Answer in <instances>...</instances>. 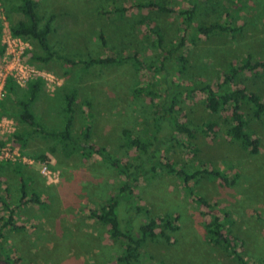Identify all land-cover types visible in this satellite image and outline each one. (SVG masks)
Returning a JSON list of instances; mask_svg holds the SVG:
<instances>
[{"label":"rangeland","instance_id":"obj_1","mask_svg":"<svg viewBox=\"0 0 264 264\" xmlns=\"http://www.w3.org/2000/svg\"><path fill=\"white\" fill-rule=\"evenodd\" d=\"M35 1L37 13L55 15L49 43L57 53L74 59L137 51L145 63L153 64L154 68L158 65V52L148 32V22L158 26L165 47L181 34L175 12L131 8L122 16L105 14L104 11L111 7L127 5L130 0ZM159 1L175 11L194 5L195 23L226 21L238 29L233 35L217 32L202 36L192 30L191 25L188 40L182 47L187 59L183 75L175 72L172 61L167 63L165 72L152 74L146 68L135 71L131 61L87 69L79 64L66 65L57 58L39 63L31 58L36 52L35 45L23 39L22 59L33 69L32 78L18 82L7 77L0 99V146H4L0 149V169L3 168L5 176L0 178V220L7 214L2 200L9 205L16 204L20 185L25 187L24 202L16 207L13 215L14 223L20 227L0 230V256L8 262L118 264L116 257L121 251L120 240H110L106 226L87 217V209L100 206L109 195L117 192L123 178L90 150L39 134H24L30 129L14 119L17 100L28 94V82L39 81L31 110L38 122L47 128H61L64 95L74 90L72 133L77 139L88 124V144L104 146L112 156L131 161L135 151L124 146L121 136L122 128L127 127L133 136L152 143L153 156L143 168L148 165L150 170V163L158 160L159 155L188 170L202 162L229 175L231 183L228 185L205 176L189 185L195 193L215 203V210L225 226L224 233L228 231L235 237L234 245L245 262L264 264V127L260 121L250 119L247 125L259 139L258 153L250 155L225 134L226 115L209 113L201 93L194 92L190 99L181 97L180 114L185 122L196 126L214 119L219 127L212 140L196 133V140L190 141L197 145L193 156L169 138L167 118L153 120L149 98L144 93L134 97L132 92L134 87L144 89L149 78L159 82L162 92L173 79L199 78L212 84L221 79V71L229 62L238 60L246 52L255 59L264 58V0ZM18 3L19 0H0V57L8 37V25L22 17L14 10ZM144 18L150 20L142 21ZM238 79L241 80L239 84L255 89L264 99V72H245ZM86 101H89L88 107ZM243 109L244 113H249L246 106ZM13 132L20 133L22 140L14 139ZM142 161V158L134 159L133 165ZM149 175L140 177L131 196L119 197L116 211L121 227L128 226L135 231L144 216L135 213L133 206L138 204L151 216L177 214L174 224L178 230L158 226V237L146 238L142 245L140 264H237L222 246L205 239L204 227L209 214L187 193L179 179L164 172ZM31 196L36 198L34 202L28 201Z\"/></svg>","mask_w":264,"mask_h":264},{"label":"trees","instance_id":"obj_2","mask_svg":"<svg viewBox=\"0 0 264 264\" xmlns=\"http://www.w3.org/2000/svg\"><path fill=\"white\" fill-rule=\"evenodd\" d=\"M37 3L35 0H19V3L14 6L22 17L8 25L10 35L20 37L32 41L36 47V52L32 53L31 58L35 62L46 63L53 58L59 59L66 65L72 66L79 64L82 69H87L94 65L111 66L119 65L124 61H131L135 71L146 68L148 72L159 73L165 72L166 65L172 61L175 65V72L183 75L186 70V51L185 47L187 42L188 32L192 25V30L202 36H208L212 33L224 32L233 35L238 29L227 22L220 23L215 20L209 23H201L194 21L195 6L190 5L185 9L179 11L159 0H146L143 2L130 0L129 4L118 7H111L109 10L104 11L105 14H117L122 16L125 11L136 8L152 9L161 13H173L178 15L179 27L181 34L177 37L176 41L168 42L164 46L163 34L156 25H149L148 32L153 40V45L157 55V66L153 68V64H146L145 61L139 56L137 51H127L125 54L120 55L110 52L109 55H101L96 57L88 56L85 59H74L64 54L57 53V50L49 43V36L53 31L55 15L52 13L39 14L37 13ZM150 20L144 18V20ZM193 37V36H192ZM101 43L104 44L103 36L99 33ZM177 50L178 54H174ZM173 52V53H172ZM151 61V59L149 60ZM130 63V62H129ZM171 64V63H170ZM259 73L264 72V58L255 59L249 52L235 60L229 62L227 67L221 71V79H217L212 84L204 82L199 78H188L184 81H175L173 79L167 85L166 91L160 90L159 82H155L153 78H149L144 89L134 87L132 89L134 97H140L144 93L149 98L150 112L153 120L167 118L170 125V137L176 144L186 150L188 153L196 154L197 145L190 142L196 140V133L212 140L216 137L218 131V123L214 119H207L191 126L183 120L181 113V106L179 105L181 97L192 98L194 92H199L202 95V100L207 111L213 115L225 114L227 124L225 126V134L233 141L238 147L246 151L250 155H255L259 151V139L253 135V132L248 129L247 125L250 119L260 121L264 127V99L253 88H248L245 84H239L241 80L238 77L245 73ZM175 74V73H174ZM176 76V75H175ZM35 82V83H34ZM30 85L27 96L24 99H18V110L14 119L21 124L29 127L23 133L39 134L44 137L53 138L60 143H67L70 146H76L81 149H88L92 153L97 154L103 162L111 166L117 176L122 177L123 180L119 184L117 192L109 195L104 202L96 207L87 209V217L92 218L107 228V235L110 240H120V251L116 257L118 264H140L142 256V245L146 238L155 239L158 237L156 228L163 226L170 231L178 230V226L174 222L178 219L177 214L165 213L161 217L148 215L147 209L136 204L134 211L136 214H143V220H139L137 228L133 232L128 226H122L118 218L116 207L119 204V197H129L132 194L133 188L139 181L140 177L157 176L161 173H167L179 179L181 185L189 195L194 196V200L198 205L204 207L208 212L209 217L205 223V239L212 244L220 245L224 250L235 259L237 264H247L243 258L241 251L234 245L235 237L230 236L226 231L224 233V223L221 221L218 212L215 210V203L209 202L202 196L195 193L190 182H197L202 176L209 179H217L219 183L228 185L231 183L229 175L221 173L216 168H210L204 163L199 162L191 167L190 170L186 169L184 165L169 160L163 156L158 155V160L151 162L150 170L145 165L149 163V158H152V143L148 140H141L138 136H133L129 128L125 127L121 130L124 146L135 151V155L130 160H124L120 157L112 156L106 147L94 146L88 144L90 126L84 125L81 133V138L72 133V126L74 122V107L76 100V93L71 90L64 95V106L62 107V126L60 129L54 130L43 126L39 123L30 109L31 103L34 101L36 94L39 90V81H29ZM158 89L160 92L158 93ZM162 98V100H160ZM85 106H89V101L85 102ZM244 106L249 110V113H244ZM88 112V111H87ZM14 139L22 140V136L18 132L11 133ZM142 158V162L133 165L134 159ZM25 197V187H19V199L17 204L9 205L2 200V206L6 210V217L0 220V230L3 227H11L18 229L20 226L14 223V211L18 205L23 204ZM36 198L29 197V202H34ZM1 237V233H0ZM0 258L9 261L7 258ZM10 264H13L9 262ZM157 264H162L161 262Z\"/></svg>","mask_w":264,"mask_h":264},{"label":"built area","instance_id":"obj_3","mask_svg":"<svg viewBox=\"0 0 264 264\" xmlns=\"http://www.w3.org/2000/svg\"><path fill=\"white\" fill-rule=\"evenodd\" d=\"M23 41L24 40L20 37L10 35L8 31V37L6 41H4L5 48L3 43V51L0 57V99L5 92L7 77H12L18 82L28 81L32 78L33 69L22 59L25 48ZM3 147L4 146H0V149Z\"/></svg>","mask_w":264,"mask_h":264},{"label":"crops","instance_id":"obj_4","mask_svg":"<svg viewBox=\"0 0 264 264\" xmlns=\"http://www.w3.org/2000/svg\"><path fill=\"white\" fill-rule=\"evenodd\" d=\"M31 105H32V103H31ZM31 105H30V109H31ZM32 111V110H31ZM36 118V117H35ZM36 120L38 121V119L36 118ZM28 127V126H27ZM29 128V127H28ZM3 168H1L0 169V178L1 179H4V174H3V171H1ZM6 168H4V170H5ZM24 169H26V168H24ZM30 171H31V169H30ZM27 172V171H26ZM28 173H30L29 171H28ZM0 184H2V182L0 183ZM4 196V195H3ZM24 199V198H23ZM5 201V200H4ZM6 202V201H5ZM17 204V203H16ZM15 205V204H14ZM22 205V204H21ZM14 213H15V211H14Z\"/></svg>","mask_w":264,"mask_h":264},{"label":"water","instance_id":"obj_5","mask_svg":"<svg viewBox=\"0 0 264 264\" xmlns=\"http://www.w3.org/2000/svg\"><path fill=\"white\" fill-rule=\"evenodd\" d=\"M0 264H10L9 262H7L6 260L0 258Z\"/></svg>","mask_w":264,"mask_h":264}]
</instances>
